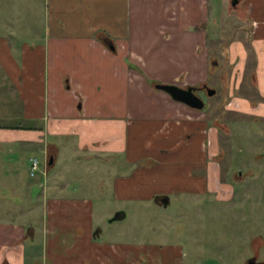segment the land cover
<instances>
[{"label": "crops", "instance_id": "0c3cea01", "mask_svg": "<svg viewBox=\"0 0 264 264\" xmlns=\"http://www.w3.org/2000/svg\"><path fill=\"white\" fill-rule=\"evenodd\" d=\"M231 1L0 0V264H132L104 220L222 185L207 111L156 84L205 90L234 29L227 108L264 116V0Z\"/></svg>", "mask_w": 264, "mask_h": 264}, {"label": "rangeland", "instance_id": "374dc122", "mask_svg": "<svg viewBox=\"0 0 264 264\" xmlns=\"http://www.w3.org/2000/svg\"><path fill=\"white\" fill-rule=\"evenodd\" d=\"M228 31L217 47L218 65L212 62L207 76V85L215 93L196 92L215 133L211 159L222 185L197 200L173 193L164 209L153 203L137 213L129 208L128 218L111 226L110 218L104 220L110 230L103 235L104 241L144 246L132 249V256L137 253L142 259L135 257L132 264H247L257 249L256 259L264 264V116L227 108L232 97L230 81L235 77L229 52L234 29ZM21 171L22 180L42 178L39 171L34 176ZM87 176L86 172L79 175L80 179ZM3 257L0 251V261Z\"/></svg>", "mask_w": 264, "mask_h": 264}, {"label": "water", "instance_id": "95a60500", "mask_svg": "<svg viewBox=\"0 0 264 264\" xmlns=\"http://www.w3.org/2000/svg\"><path fill=\"white\" fill-rule=\"evenodd\" d=\"M237 0H232L231 4L235 5ZM156 88L167 92L174 100L183 102L188 106L196 109H202L204 107L203 100L195 93V89L191 86L180 87L175 84H156ZM208 94H214L215 90L207 87ZM53 158H50V163H52ZM163 205L166 206L167 203L163 201ZM247 264H263L261 262H256L253 258L248 260Z\"/></svg>", "mask_w": 264, "mask_h": 264}, {"label": "built area", "instance_id": "2783aa9c", "mask_svg": "<svg viewBox=\"0 0 264 264\" xmlns=\"http://www.w3.org/2000/svg\"><path fill=\"white\" fill-rule=\"evenodd\" d=\"M39 166V161L36 157H31L30 158V174L34 175L36 170L38 169Z\"/></svg>", "mask_w": 264, "mask_h": 264}, {"label": "flooded vegetation", "instance_id": "af4514ba", "mask_svg": "<svg viewBox=\"0 0 264 264\" xmlns=\"http://www.w3.org/2000/svg\"><path fill=\"white\" fill-rule=\"evenodd\" d=\"M205 88V90L207 89V87L205 86L204 87ZM197 92V90L195 89V93ZM256 254H259V251H258V249L257 250H255V253H254V256L252 257L256 262H260L259 260H257L256 259ZM251 258V259H252ZM250 260V259H249ZM247 263H248V261H247ZM262 263V262H261Z\"/></svg>", "mask_w": 264, "mask_h": 264}]
</instances>
